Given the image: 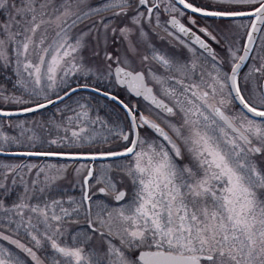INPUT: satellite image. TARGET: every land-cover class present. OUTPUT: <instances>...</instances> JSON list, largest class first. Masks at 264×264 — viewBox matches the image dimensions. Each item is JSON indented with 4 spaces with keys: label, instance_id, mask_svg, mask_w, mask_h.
<instances>
[{
    "label": "snow or ice",
    "instance_id": "obj_1",
    "mask_svg": "<svg viewBox=\"0 0 264 264\" xmlns=\"http://www.w3.org/2000/svg\"><path fill=\"white\" fill-rule=\"evenodd\" d=\"M0 264H264V0H0Z\"/></svg>",
    "mask_w": 264,
    "mask_h": 264
}]
</instances>
